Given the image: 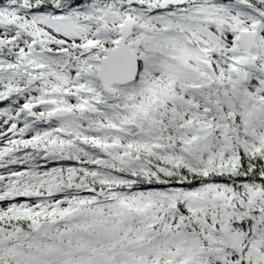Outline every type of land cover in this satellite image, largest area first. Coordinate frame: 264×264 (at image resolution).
Listing matches in <instances>:
<instances>
[{
    "label": "snow or ice",
    "instance_id": "obj_1",
    "mask_svg": "<svg viewBox=\"0 0 264 264\" xmlns=\"http://www.w3.org/2000/svg\"><path fill=\"white\" fill-rule=\"evenodd\" d=\"M0 264H264V0H0Z\"/></svg>",
    "mask_w": 264,
    "mask_h": 264
}]
</instances>
